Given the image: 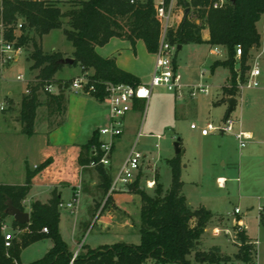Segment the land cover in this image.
<instances>
[{
    "label": "trees",
    "instance_id": "obj_1",
    "mask_svg": "<svg viewBox=\"0 0 264 264\" xmlns=\"http://www.w3.org/2000/svg\"><path fill=\"white\" fill-rule=\"evenodd\" d=\"M170 2L164 0L166 8ZM64 4L70 8L62 12L60 5ZM175 4L188 9V13L175 29L167 30L166 41L176 47L206 44L224 51L226 58L214 61L210 72L213 73L218 67L228 70V83L221 87L220 93L225 99L235 98L239 84L245 82V74L250 71L247 65L250 51L260 46L256 24L264 14V0H175ZM190 9L199 15L196 19L205 22L209 32L208 41H203L201 36L204 26L189 18ZM18 20H21V27L18 29L20 34L16 36ZM0 24L2 42L13 43L15 47L30 46V69L38 71L34 79L28 82V93L21 99L19 108L20 132L27 137L34 135L36 111L41 106L46 108L48 132L64 124L67 110L64 91L69 90L71 85L67 80L55 79V74L64 66L59 63L63 55L60 52H43V36L62 29L65 39L73 47L74 62L71 66L78 65L85 73L93 71L87 76L89 84L95 89L90 97L103 103L106 85L126 84L136 87L141 83L133 74L120 69L113 58L98 55L96 48L105 46L112 38L127 40L132 46L141 40L147 51L154 54L163 31V21L158 17L154 0H0ZM237 46L241 48L239 58H236ZM174 67H177L175 60ZM48 86H57L58 94L45 91ZM40 94L45 97L43 101L40 100ZM142 102L134 100L133 110H142ZM57 118L58 121L55 120ZM94 147H99L98 131L92 134L85 145L80 146V166L89 164ZM50 162V159L44 161L34 173L26 170L23 185L0 184V264H21L22 250L44 238L51 240L52 247L41 259L30 264H144L147 260H153L155 264H192L189 259L192 254L198 264H253L256 251L244 231L234 234V241L239 246L238 252L232 256L222 254L218 247L202 250L200 242L211 214L202 206L192 210L187 205L182 195L181 162L178 156L167 161L171 172L168 190L163 191L157 179L152 193H147L139 187L141 173L127 187V191L139 196L141 202L138 244L120 242L97 248L82 245L81 252L73 259V253L59 232L60 197L56 191H52L46 204H31L29 223L18 224L13 221L14 231H26L15 236L10 247L5 248L1 225L8 201L23 211L22 201L29 193L31 178ZM95 170L100 178L99 188L106 195L112 182L110 169L99 166ZM42 228H46L47 233H43Z\"/></svg>",
    "mask_w": 264,
    "mask_h": 264
},
{
    "label": "rangeland",
    "instance_id": "obj_2",
    "mask_svg": "<svg viewBox=\"0 0 264 264\" xmlns=\"http://www.w3.org/2000/svg\"><path fill=\"white\" fill-rule=\"evenodd\" d=\"M154 2L157 3L158 0H154ZM220 3L221 1H219ZM60 8L62 12H65L70 6L64 4L60 5ZM185 10L176 6L175 0H173L172 29L178 25L177 18L183 19ZM198 16L193 9H190L189 18L191 20H195ZM19 23L21 20H18ZM257 27L260 34V46L251 52L247 65L250 69L255 66L259 69L261 74L258 78L259 86L256 88L244 87L249 75V71L246 72L245 82L240 84L243 88H238V93L235 96L237 105L229 115V118L235 121L234 131L238 130L239 123H241L243 130L253 132V140L249 141L244 148H239L232 134L215 133L210 137L200 135L199 130L202 127L207 124L218 126L226 118V99L223 98L220 89L228 83V70L218 67L213 73L210 72L211 64L217 60H224L226 54L224 51H220L219 55H213L214 48L206 44L184 45L180 51L175 53L177 73L181 76V87L171 91L164 87L153 88L149 99L142 102L143 109L132 110L126 116V129H123L124 134L116 145L114 154L112 152L113 166L111 169L109 168V174L111 177L114 176L133 145L136 144V150L147 155L146 160L143 161V171L139 175V187L151 194L155 185L149 189L145 182L158 179L163 186V191H166L171 184V172L167 161L178 156L182 162L181 167L188 165V168L182 171V178L187 183L189 182L183 190V195L186 196L189 206L196 209L200 205H204L212 213L207 232L203 236L204 247L202 250L207 251L212 246H219L229 256L237 253L239 243H233L231 238L235 232L234 224L240 219L246 226L245 233L256 245L253 264H264V14ZM19 34V30L16 29L15 35ZM29 35L32 36V33ZM1 41L2 27L0 24V43ZM41 48L45 53L61 52L63 59L72 58L69 53L73 51V47L65 39L62 29L51 31L43 36ZM99 48L96 49L102 53ZM30 52V46L22 48V52L15 61L4 66L0 65V107L3 108L0 111V180L3 183H20L23 171L22 159H27L28 164L32 165L38 159L37 153L41 145V138L38 136L23 138L22 143L28 144V146L23 150L20 149L16 155H12V152H9L6 147L10 141L8 138L10 135L4 132L6 125H13L14 121L19 120L20 102L27 95V84L38 73L37 70L30 69L32 65L28 59ZM127 56L132 55L127 54ZM154 61L155 59L153 62L151 61L152 63L148 60L141 61L139 71L143 77L142 85L149 84L154 70ZM236 68H238L237 65ZM86 73L78 65H64L55 74V78L67 80L71 84L79 77L87 78L89 75ZM18 76H22V80H18ZM198 85L207 86L208 93H196L192 97L190 95L192 88ZM58 92L57 88L51 90L53 94H58ZM64 94L68 96L71 91L66 89ZM72 96L75 100L81 98L79 95L73 94ZM44 99V95L40 94V100ZM223 99L225 100L223 101ZM217 102L220 103L216 104ZM46 116V108L39 107L34 122V129L38 132L43 130ZM191 124H194L197 130H191ZM103 139L106 140V138ZM177 140L180 141L182 150V154L179 155L174 152V143ZM4 159L11 162H4ZM39 166L40 164H37L33 168L27 165L26 170L34 173ZM78 167L81 173H87L91 180L95 176L100 183L96 170L92 175L91 171L94 169L87 166L82 167L79 163ZM220 176L225 178L222 187L218 186L216 180ZM68 198L69 193L64 194V201H67ZM99 206L100 203H97L95 209ZM235 208L239 210L238 215H234ZM23 211L30 213V210L24 207ZM59 213L62 216L70 214L71 218L78 217L75 208L70 213L65 208H59ZM2 222L7 226V232L12 235L18 236L26 231V229H19L17 233H14L13 219L9 216H4ZM76 222L79 231L78 237L87 230L88 225L81 217H78ZM216 224H218L221 234L214 238L211 236V231L212 226ZM225 229H227V233H225ZM62 231L64 241L74 257L81 251L74 253L77 248L69 240L68 228ZM2 234L4 235V232ZM83 235V239L79 238L77 241L81 240L82 245H88L89 248L115 243V240L99 235L94 230L89 229ZM51 243L49 238H44L23 249L20 254L21 264H30L41 259L51 247ZM189 259L192 264H198L195 262L193 254ZM144 264H155V262L148 260ZM234 264L241 263L235 262Z\"/></svg>",
    "mask_w": 264,
    "mask_h": 264
},
{
    "label": "crops",
    "instance_id": "obj_3",
    "mask_svg": "<svg viewBox=\"0 0 264 264\" xmlns=\"http://www.w3.org/2000/svg\"><path fill=\"white\" fill-rule=\"evenodd\" d=\"M177 19L179 24L181 20L180 18ZM193 21L198 25L201 24L204 26V30H202L201 36L203 41H208L209 32L205 22L196 18ZM257 25L258 23L256 24V28L259 33ZM182 48L183 46L181 47V49ZM99 49L102 51V53H100L99 50L96 49V53L98 55L103 58H113L115 60L116 65L120 69L133 74L140 80V83L142 85L141 79L143 77L142 75H140L139 71L141 68L140 63L142 60H148L150 61V63H152L154 55L150 54L147 51L144 43L141 40L136 41L134 46H132L131 43L127 40L112 38L105 46L100 47ZM254 49L250 51V55ZM72 52H70L69 55H72ZM127 54H131L132 56H127ZM92 73L93 71L89 70L86 74L91 75ZM71 94H74L75 96L79 95L81 96V98H77V100H75L73 98L74 96H72ZM71 94H68L67 96V110L64 117V124L61 127L51 132H48L47 122L45 121L46 124L43 130L41 132H38L34 129V135L30 136V138L37 136L41 138V145L39 146V152L37 153L38 159L35 160L32 165L28 164L27 159H22V181L20 183H3V181L0 180V184L23 185L26 180L27 165L29 167L35 168L37 164H42L45 160L50 159L51 162L43 170L34 174L31 178V186L29 193L26 198L22 201V206L24 208L30 210V206L33 202H40L42 204H46L47 201L50 199L52 191H56L57 195L60 197L61 203L69 202L71 199L74 198L76 194H78L77 203L75 205L76 215L86 221V224L88 225L87 230L82 233V235H80L81 237H77L79 231L76 221L78 217L73 216V218H71L70 214L69 216H62L60 213L58 224L59 232L63 240L64 235L62 230L68 228L67 235L69 236V240L77 248V250H74V253L75 251L78 252L80 250V246H82L81 240L77 241V239H83V234H86L89 229L91 231L94 230L95 233L99 235L106 236L107 238L115 240V243L122 242L126 244H138L139 212L141 207L140 198L135 194L128 193L127 191H121L111 194H109L108 191L106 195H103V193H101L102 190L99 188V182L97 178L94 176L91 180L90 178H88L89 175H87V173H81L80 168L78 167L77 158L80 146L85 145L95 131H98L99 129L108 126V108L104 103H99L90 96L73 92H71ZM13 123V125H6L7 127H4V132L10 135L8 137L10 141H8V144H6L8 151L12 152V155H16L20 149L23 150L26 146H28V144L22 143L23 138L28 137L21 134L20 124L18 121H14ZM239 125L241 128V123H239ZM124 129H126L125 125ZM245 131L249 132L252 135L253 140V132L250 130ZM123 134L124 130L122 135L117 140H115L112 150L113 154L114 149H116V145L121 141ZM179 148L181 150L180 141ZM112 155L110 169L113 166ZM4 162L10 163L11 161H7L6 159H4ZM187 168L188 165L181 167L180 179L183 183L182 195L186 184L189 183H187V181H184L182 178V171L186 170ZM94 173L95 169L91 171L92 175ZM216 180L218 183L222 182V180H225V178L220 176L217 177ZM218 186L222 187L224 185ZM67 193H69V198L67 199V201H64L63 196ZM184 197L187 202L186 196ZM97 203H100V206L95 209ZM187 205L189 206L188 202ZM201 206L206 209L204 205H200L199 207ZM190 208L192 210H195L192 207ZM67 211L70 213L69 210ZM210 214L212 216L211 212ZM88 221H90V223H88ZM209 223L210 220L205 228L204 234L207 232V227ZM220 223L221 221L219 222V224ZM214 230H218L221 234V230L219 229L218 224L212 226L211 236L215 238L218 237L220 234L218 236H214ZM13 232L17 233L18 231L13 230ZM227 232V229H225V233ZM234 234L235 232H233V238H231V241L233 243H236V241H234ZM203 236L200 242L201 248L204 247ZM249 240L254 245V249L256 251L255 243H253L250 238ZM115 243L102 245H112ZM212 247H218L221 253L225 254L222 251L221 247Z\"/></svg>",
    "mask_w": 264,
    "mask_h": 264
},
{
    "label": "built area",
    "instance_id": "obj_4",
    "mask_svg": "<svg viewBox=\"0 0 264 264\" xmlns=\"http://www.w3.org/2000/svg\"><path fill=\"white\" fill-rule=\"evenodd\" d=\"M172 7L173 0H171L169 6L166 8L164 0H158L157 2V14L158 17L163 21V31L159 46L154 55V70L148 85H139L132 87L126 84H108L106 85L105 92L106 96L103 103L107 106L109 111V124L108 126L98 130L99 134V147L92 148L90 153V161L87 165L88 168L96 169L101 166L104 168H110L111 155L115 140H117L123 133L126 116L133 110L134 100L147 101L151 95L152 89L156 87H164L167 90H176L181 87L180 81L181 76L177 73V69L174 67L175 53L177 47L171 45L166 41V33L168 29H172L171 22L172 18ZM21 25L17 26L19 29ZM221 49L215 47L212 51L213 55H219ZM22 52V47H15L13 43H0V65L4 66L12 61H15L17 56ZM241 55L240 46L236 47V58ZM260 71L257 66L253 67L249 71L245 88H256L259 86L258 78L260 77ZM18 80H22V76H18ZM53 88L57 86H48L45 91L51 93ZM238 88L243 87L239 84ZM69 90L73 93H79L90 96L95 89L89 84L87 78L79 77L72 81ZM28 93V91H26ZM196 93L207 94V86H196L192 88L190 95L194 97ZM53 94V93H52ZM3 108L0 107V111ZM235 121L228 117L218 126L207 124L199 130L202 137H208L212 134H232L239 148H244L246 144L252 140V135L241 129L234 131ZM191 130H197L194 124L190 125ZM106 138V140L101 139ZM146 160V155L136 150V144L133 145L129 154L123 160L117 172L112 177L109 194L117 193L121 191H127V187L131 185L138 175L143 171V161ZM146 187L151 189L155 185L154 180H147L145 182ZM218 185L223 183L218 182ZM78 194L74 196L67 203H60L59 208H65L72 211L77 203ZM239 210L234 209V215H238ZM235 232L244 231L246 226L242 220L238 219L235 222ZM1 231L4 232V247L9 248L14 236L7 232V226L2 223ZM43 233H47L46 228H42ZM220 232L218 230L213 231L214 236H218ZM77 254H75L76 256ZM73 257V259L75 258ZM72 259V261H73ZM71 261V263H72Z\"/></svg>",
    "mask_w": 264,
    "mask_h": 264
},
{
    "label": "water",
    "instance_id": "obj_5",
    "mask_svg": "<svg viewBox=\"0 0 264 264\" xmlns=\"http://www.w3.org/2000/svg\"><path fill=\"white\" fill-rule=\"evenodd\" d=\"M231 2H234V0H230ZM188 13V9L185 10V15ZM181 50V46H177V51ZM74 60L72 58H65L59 60L60 64L71 66L73 64ZM227 104V117L232 113L234 110V107L236 105V99L235 98H227L226 99ZM174 152L176 155H179L182 153V151L179 148V140H177L174 143ZM5 215L9 216L13 219L14 222L18 224H27L29 222V214L27 212L21 211L17 208H15L11 201H8L7 208L5 210Z\"/></svg>",
    "mask_w": 264,
    "mask_h": 264
},
{
    "label": "bare ground",
    "instance_id": "obj_6",
    "mask_svg": "<svg viewBox=\"0 0 264 264\" xmlns=\"http://www.w3.org/2000/svg\"><path fill=\"white\" fill-rule=\"evenodd\" d=\"M224 182V180H222V182H220V183H223Z\"/></svg>",
    "mask_w": 264,
    "mask_h": 264
}]
</instances>
